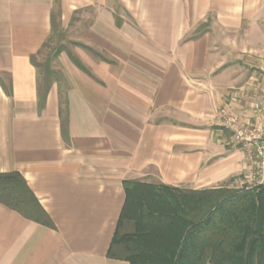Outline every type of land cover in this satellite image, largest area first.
I'll use <instances>...</instances> for the list:
<instances>
[{"label": "crops", "instance_id": "1", "mask_svg": "<svg viewBox=\"0 0 264 264\" xmlns=\"http://www.w3.org/2000/svg\"><path fill=\"white\" fill-rule=\"evenodd\" d=\"M53 21L73 46L39 106L30 57ZM263 61L264 0H0V172L53 222L0 202V264H130L107 256L124 180L240 187L254 165L232 130L253 122Z\"/></svg>", "mask_w": 264, "mask_h": 264}, {"label": "trees", "instance_id": "2", "mask_svg": "<svg viewBox=\"0 0 264 264\" xmlns=\"http://www.w3.org/2000/svg\"><path fill=\"white\" fill-rule=\"evenodd\" d=\"M61 51L57 49L55 57ZM30 59L38 72L43 67L39 72L43 79L37 84L42 106L51 82L60 74L48 60L40 65L35 55ZM3 89L10 94L6 86ZM61 132L66 138L63 122ZM123 189L124 203L108 257L130 264H264V185L195 190L124 180ZM0 202L53 227L18 171L0 172Z\"/></svg>", "mask_w": 264, "mask_h": 264}, {"label": "built area", "instance_id": "3", "mask_svg": "<svg viewBox=\"0 0 264 264\" xmlns=\"http://www.w3.org/2000/svg\"><path fill=\"white\" fill-rule=\"evenodd\" d=\"M264 71V65L261 66ZM253 122L247 127L234 128L232 141L251 149L253 170L242 185L253 188L264 185V92L252 104Z\"/></svg>", "mask_w": 264, "mask_h": 264}, {"label": "rangeland", "instance_id": "4", "mask_svg": "<svg viewBox=\"0 0 264 264\" xmlns=\"http://www.w3.org/2000/svg\"><path fill=\"white\" fill-rule=\"evenodd\" d=\"M56 14H57V12H56ZM210 16H211V13L208 14V17H210ZM210 22H211V18H208L207 21L201 22V24L197 28V31L202 32L203 30H205L207 28V26H209ZM69 35L70 34L65 33V31H63V29L60 28V26L58 24H54L51 36L49 38H47V40L44 42V45L41 47L39 52L35 55V61L37 63H39L40 65H43L46 63V60H48L49 66L52 69L53 68L57 69L54 71H56L58 74L60 70L57 68V57H55L54 54H55V51L57 49L63 50L64 48H69V47L73 46L67 37ZM262 65H264V61L261 63L260 67L258 68L259 69L258 71L264 75V71L261 69ZM42 68L43 67H39L40 73H41ZM253 69H255L254 66H253ZM39 78L41 81L43 79V75L40 74Z\"/></svg>", "mask_w": 264, "mask_h": 264}]
</instances>
